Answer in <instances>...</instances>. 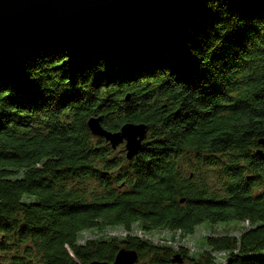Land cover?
<instances>
[{
    "label": "trees",
    "instance_id": "trees-1",
    "mask_svg": "<svg viewBox=\"0 0 264 264\" xmlns=\"http://www.w3.org/2000/svg\"><path fill=\"white\" fill-rule=\"evenodd\" d=\"M90 117L111 132L145 124L138 155L92 136ZM259 140L264 0L0 40V264L111 263L121 249L139 264H264ZM231 221L246 228L195 254L151 239Z\"/></svg>",
    "mask_w": 264,
    "mask_h": 264
},
{
    "label": "water",
    "instance_id": "water-1",
    "mask_svg": "<svg viewBox=\"0 0 264 264\" xmlns=\"http://www.w3.org/2000/svg\"><path fill=\"white\" fill-rule=\"evenodd\" d=\"M192 0H0V40L16 39L27 34H75L89 27L115 19L132 20L150 12L183 9ZM92 136L102 138L115 150L122 147L124 157L132 161L146 139L145 124L125 123L118 131L104 129L97 117L86 122ZM264 145V140H259ZM171 263L181 264L174 254ZM88 264H139L137 254L121 249L113 262L92 261Z\"/></svg>",
    "mask_w": 264,
    "mask_h": 264
},
{
    "label": "rangeland",
    "instance_id": "rangeland-1",
    "mask_svg": "<svg viewBox=\"0 0 264 264\" xmlns=\"http://www.w3.org/2000/svg\"><path fill=\"white\" fill-rule=\"evenodd\" d=\"M120 148V146H119ZM246 228V224L238 221H231V222H218L215 224H210V223H202L199 226H197L193 232L192 235H189L185 239H179L176 237V239H172V235L159 231V232H154L153 235V240L157 242H170V240L174 241V244L171 245L174 250H176L178 247H185L190 254H195L197 252L201 251V247L204 246L205 243V238L207 236H212V235H238L239 233L242 232V230ZM132 234L137 235L138 230L136 226H133L132 229ZM107 235L110 236V238H121L124 235V232L120 230V228H117L116 230H111L107 232ZM114 236V237H112ZM178 236V235H176ZM95 235L92 234V232H84L81 234V237L79 239V242H83L89 238H94ZM259 257H264V251L258 254ZM181 264H188L186 262H183Z\"/></svg>",
    "mask_w": 264,
    "mask_h": 264
},
{
    "label": "bare ground",
    "instance_id": "bare-ground-1",
    "mask_svg": "<svg viewBox=\"0 0 264 264\" xmlns=\"http://www.w3.org/2000/svg\"><path fill=\"white\" fill-rule=\"evenodd\" d=\"M138 236H139V235H138ZM151 239H152V238H151ZM152 241L157 242V241H155V240H153V239H152ZM157 243H159V244H165V245H169V244H172V245H173V244H174V241H171V240H170V242H166V243H163V242H160V241H159V242H157ZM221 262H222V261H221Z\"/></svg>",
    "mask_w": 264,
    "mask_h": 264
},
{
    "label": "built area",
    "instance_id": "built-area-1",
    "mask_svg": "<svg viewBox=\"0 0 264 264\" xmlns=\"http://www.w3.org/2000/svg\"><path fill=\"white\" fill-rule=\"evenodd\" d=\"M222 261V260H221Z\"/></svg>",
    "mask_w": 264,
    "mask_h": 264
}]
</instances>
